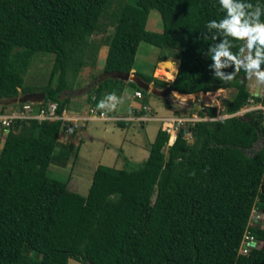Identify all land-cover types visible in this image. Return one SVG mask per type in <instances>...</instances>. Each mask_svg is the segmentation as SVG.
I'll return each instance as SVG.
<instances>
[{
	"label": "trees",
	"instance_id": "obj_1",
	"mask_svg": "<svg viewBox=\"0 0 264 264\" xmlns=\"http://www.w3.org/2000/svg\"><path fill=\"white\" fill-rule=\"evenodd\" d=\"M230 7L222 0H0V100L43 91L35 106L56 102L60 114L82 68L94 67L106 45L97 82L86 88L89 107L102 111L104 96H119L126 84L141 90L144 105L152 94L104 76L130 72L141 41L166 49L162 60L179 59L172 81L135 71L144 81L186 97L234 89L223 108L231 116L197 107L200 119L184 122L171 145L159 128L145 160L130 162L119 150L121 168L97 165L86 194L47 174L52 160L77 155L76 136L59 140L64 122L14 120L0 142V264H264V228L248 224L252 210L264 214V112L236 114L249 101L264 107V87L257 95L247 88L252 67L264 74V43L222 26L233 16L248 29L264 26V0H230ZM151 9L161 32L146 29ZM38 52L54 55L48 80L26 86ZM246 231L257 245L242 254Z\"/></svg>",
	"mask_w": 264,
	"mask_h": 264
},
{
	"label": "rangeland",
	"instance_id": "obj_2",
	"mask_svg": "<svg viewBox=\"0 0 264 264\" xmlns=\"http://www.w3.org/2000/svg\"><path fill=\"white\" fill-rule=\"evenodd\" d=\"M102 21H104V19H102ZM162 28H163V24L158 11L155 9H151L147 17L146 29L150 31L161 32ZM110 29L111 27H109L107 30H105V32L101 34H94L93 37L99 38L102 35H106L109 33ZM166 52H167L166 49H161L145 41H141L138 44V48L136 51V55L134 59V67L141 74L151 75L152 72H155L156 75L155 77L167 81H172L175 76V70H176L175 66L178 64L179 59L170 56L171 60H168L170 62L163 61L162 59L164 58ZM53 58L54 55L52 53L38 52V54H35L33 56V60L30 63L27 73L23 76L24 85L26 86L44 85L48 80V76L53 63ZM97 58H98V53L96 60ZM167 65L171 66L172 69H175L174 72H172L170 69H166L165 67ZM100 71L101 70L96 69V67L90 65L83 67L73 84V90L75 91L76 89L78 90V88L80 89L86 87L87 85L85 86V81L88 80V77L92 76L90 77L91 79H89V82H91L100 73ZM263 87H264V74L258 68L252 67L251 72L247 78L248 90L251 93H255L257 91L258 94H260L262 92ZM233 92L234 89H221V91H216L215 93L208 92L203 94H194V96H189V97L176 96L177 94L175 95L171 94L170 96L172 102L171 101L169 102L173 105L172 107H175L176 109L179 110L174 112V110L164 111V109H160L159 111L164 116L173 115L174 113L188 116L189 114L195 112L197 107L215 106L216 114H217L216 118H221L227 115V114H223L224 104L231 97ZM149 98H151L150 103L152 104V107L154 109H156L158 105H162L163 103L161 98L154 96H149ZM122 104H123V100H118L116 103L112 105V107L113 108L116 107L117 110L119 107L122 106ZM258 107H261L258 103H254V101H249L248 105L246 104L244 107H242L240 111L237 112V114L243 115L247 110L255 109ZM262 109L264 112V108ZM144 121H147L148 129L151 131H154V129L157 128V126L160 124L159 120L158 122L152 120L150 121L144 120ZM89 123H93V122H89ZM76 133L77 130H74L72 133L69 134L60 133L59 139L62 140L64 137L66 139L70 135H75ZM259 146H260V141H257L254 144L253 151H255ZM74 156H75V150L73 151V153L69 155V158L65 163H62V161H60L59 163L55 164V160L54 161L52 160V162L48 167L47 174L48 176L59 180H63V181L69 180L68 183L71 189L76 190L81 194H86L92 179L95 163L90 158L84 159V157H82L81 159H84L82 161L80 160V158L76 159ZM141 161H137V162H141ZM117 165H115L114 167L120 168V166ZM67 264H81V263L70 258L68 259Z\"/></svg>",
	"mask_w": 264,
	"mask_h": 264
},
{
	"label": "crops",
	"instance_id": "obj_3",
	"mask_svg": "<svg viewBox=\"0 0 264 264\" xmlns=\"http://www.w3.org/2000/svg\"><path fill=\"white\" fill-rule=\"evenodd\" d=\"M107 49L108 47L106 45H102L100 47L96 65L94 66L96 69H102ZM168 60H171L170 55L165 57L163 61L167 62ZM170 67L171 66L167 65L165 68L174 72L175 69ZM175 67L176 73L178 64ZM135 71L137 70L133 65L130 73H134ZM151 75L156 76L155 72H152ZM90 77H88V80L85 81V86L87 85L86 87L80 89L78 88V90L76 89L74 92H68L65 94V96H70V101L66 108L72 114L80 115L86 118L89 116V105L87 103L88 89L86 88L97 82L95 79L98 78V75L91 82H89V79H91ZM131 86L130 84H126L119 96H104V107L102 108V111L105 113V118H98L90 115L91 117L78 121V127L74 129L77 130L75 135H70L66 139L64 137L62 140L59 139L61 142L65 143L70 138H74L76 136L80 141L76 159L80 158L82 161L85 158L92 159L95 163L94 170L97 165L100 164L113 167L118 164L117 166H120L121 168L123 166V157L118 155L119 150L122 152L121 154L130 162L145 160L149 154L150 144L153 142L161 123L154 129V131H151L148 129L147 121L139 118L152 115L153 118L150 120L158 122V118L164 116L160 113V109H164V111L174 110V112L179 110L172 107L173 105L169 102L171 101V96L170 98H161L163 103L162 105H158L156 108L157 110L152 107V104L150 103L151 98L148 97L145 104L150 107L151 111L147 112L140 110V107L143 104L144 96L135 97L134 91L137 89L133 86L131 88ZM171 94L175 95L176 93L175 91H171ZM194 94L203 93L200 92ZM118 100H123V104L116 110V107L113 108L112 105ZM166 103L169 104V106H167ZM117 122H122V126H119ZM82 157H84V159H81Z\"/></svg>",
	"mask_w": 264,
	"mask_h": 264
},
{
	"label": "built area",
	"instance_id": "obj_4",
	"mask_svg": "<svg viewBox=\"0 0 264 264\" xmlns=\"http://www.w3.org/2000/svg\"><path fill=\"white\" fill-rule=\"evenodd\" d=\"M134 96L141 97L142 92L140 90L134 91ZM202 107V106H201ZM199 107V108H201ZM57 103L56 102H48L44 106L37 107L35 104L30 102L14 104L7 106L3 111L0 110V142L3 140L7 132H9L10 127L14 120H31L36 119L38 121L42 120H62L65 124V130L63 133H72L74 129L78 127V121L87 119L88 117H100L105 118L104 111H98V109L94 106L89 107L88 117H83L80 115L72 114L67 108H63L60 114L56 113ZM140 110L150 112L151 109L148 105H141ZM91 115V116H90ZM152 115L143 116L139 119L142 120H150L152 119ZM199 116L196 112L187 115L173 114L169 116L159 117L160 128L168 134V145H171L175 140L177 130L179 127L186 121H197L199 120ZM248 224L254 226L258 224L260 228H264V214L262 212H257L256 210H252L250 215ZM257 245V241L253 238L252 235L246 231L241 239L239 252L242 254H246L251 247H255Z\"/></svg>",
	"mask_w": 264,
	"mask_h": 264
},
{
	"label": "water",
	"instance_id": "obj_5",
	"mask_svg": "<svg viewBox=\"0 0 264 264\" xmlns=\"http://www.w3.org/2000/svg\"><path fill=\"white\" fill-rule=\"evenodd\" d=\"M104 76L121 79L123 81H132L136 84V86L138 88H141L144 91H146V92H148V93H150L153 96L158 97V98H169L171 95V90L169 87L158 88V87L154 86L152 83H148V82L144 81L140 76H138L134 73H130V72H128V73H121V72L110 73V72H108V73H105ZM180 94H184V93H180ZM254 94L257 95L258 92L256 91ZM44 99H45V92H43V91L26 92L24 94H21L19 96H16V97H13L10 99L0 100V105L1 106H9V105L20 104V103H25V102H30L33 104H39V103H42L44 101ZM227 116H231V115H226L224 117H227ZM221 118H223V117H221ZM217 119H219V118H217Z\"/></svg>",
	"mask_w": 264,
	"mask_h": 264
},
{
	"label": "clouds",
	"instance_id": "obj_6",
	"mask_svg": "<svg viewBox=\"0 0 264 264\" xmlns=\"http://www.w3.org/2000/svg\"><path fill=\"white\" fill-rule=\"evenodd\" d=\"M222 3L225 6L229 7V12L232 11V9L230 7V0H222ZM222 26L227 27L228 30L233 35H236V36L248 35V36H250L251 40H257L258 39L261 43H264V26H257L255 29H248V28L242 27L239 23V17L238 16H233V18L230 22L225 21ZM253 32L255 33V35H251V33H253ZM258 108H264V107L261 106Z\"/></svg>",
	"mask_w": 264,
	"mask_h": 264
},
{
	"label": "bare ground",
	"instance_id": "obj_7",
	"mask_svg": "<svg viewBox=\"0 0 264 264\" xmlns=\"http://www.w3.org/2000/svg\"><path fill=\"white\" fill-rule=\"evenodd\" d=\"M139 89V88H138ZM141 91V90H140ZM177 96H186V94H180L177 92ZM136 97V96H135ZM6 137V136H5Z\"/></svg>",
	"mask_w": 264,
	"mask_h": 264
}]
</instances>
